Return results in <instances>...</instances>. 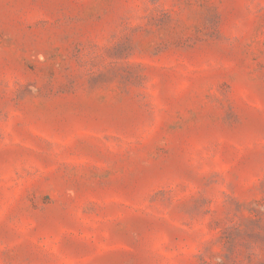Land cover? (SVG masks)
Returning <instances> with one entry per match:
<instances>
[{
  "label": "rangeland",
  "instance_id": "obj_1",
  "mask_svg": "<svg viewBox=\"0 0 264 264\" xmlns=\"http://www.w3.org/2000/svg\"><path fill=\"white\" fill-rule=\"evenodd\" d=\"M0 264H264V0H0Z\"/></svg>",
  "mask_w": 264,
  "mask_h": 264
}]
</instances>
